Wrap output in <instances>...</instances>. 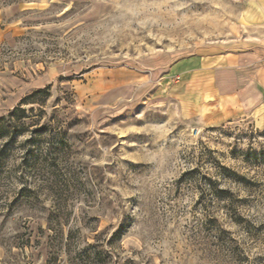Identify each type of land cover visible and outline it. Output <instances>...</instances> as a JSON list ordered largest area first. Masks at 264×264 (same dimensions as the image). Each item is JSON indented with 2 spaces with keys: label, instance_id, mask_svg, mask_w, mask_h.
<instances>
[{
  "label": "rangeland",
  "instance_id": "rangeland-1",
  "mask_svg": "<svg viewBox=\"0 0 264 264\" xmlns=\"http://www.w3.org/2000/svg\"><path fill=\"white\" fill-rule=\"evenodd\" d=\"M2 6L0 264H264V0Z\"/></svg>",
  "mask_w": 264,
  "mask_h": 264
},
{
  "label": "crops",
  "instance_id": "crops-1",
  "mask_svg": "<svg viewBox=\"0 0 264 264\" xmlns=\"http://www.w3.org/2000/svg\"><path fill=\"white\" fill-rule=\"evenodd\" d=\"M10 6H7V8ZM7 8L6 7H0V43L2 42V40L5 37V33L6 29L4 28V17L5 15H7ZM245 55H247L244 52H240L237 53L236 55L231 54L230 55H219L214 57L213 59H211L212 63H214L215 65H219V67L222 68H227L229 66H244V57ZM206 58L208 57H204L205 61ZM200 63L201 64V60L198 59V57L195 58H191L188 60V62L179 65L180 68H178V71H186V72H192L193 69V65ZM241 64V65H240ZM208 67V66H207ZM256 77L254 78V82L256 83V88H257V96H259L258 98H263L264 99V66L260 63L258 65V67H256ZM225 91H221V94L216 97V94H214V99L216 100V103H208L207 102V108L211 107L212 104L214 107H218L216 108L218 111L226 114V113H231V112H235V113H240V112H244V105H240L238 103V97L236 96V105L232 106L229 105V103L227 101H225V98L222 97L223 95H225ZM207 95H211L210 93ZM228 103V104H227ZM250 114L253 117V120L255 122V126L259 129H263L264 130V100L261 101V99H259V102L257 104H255V106H253L250 109ZM226 116V115H225ZM224 116V117H225Z\"/></svg>",
  "mask_w": 264,
  "mask_h": 264
},
{
  "label": "trees",
  "instance_id": "trees-1",
  "mask_svg": "<svg viewBox=\"0 0 264 264\" xmlns=\"http://www.w3.org/2000/svg\"><path fill=\"white\" fill-rule=\"evenodd\" d=\"M49 95V87L39 88L34 91H32L30 94H28L26 97H24L20 101V105L13 108L12 111H10L6 116L0 117V137L3 135H6L10 132V130L16 129L17 125L14 122L15 119H19L20 117H25L26 110L24 108H21V105H31V104H40L42 102L41 98H38V96H41L42 99L46 98Z\"/></svg>",
  "mask_w": 264,
  "mask_h": 264
}]
</instances>
